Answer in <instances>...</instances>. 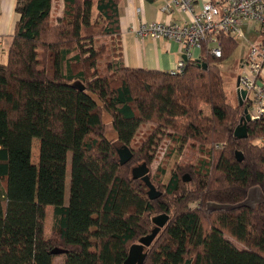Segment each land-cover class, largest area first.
Here are the masks:
<instances>
[{"label":"trees","instance_id":"1","mask_svg":"<svg viewBox=\"0 0 264 264\" xmlns=\"http://www.w3.org/2000/svg\"><path fill=\"white\" fill-rule=\"evenodd\" d=\"M53 3L17 0L21 18L8 61L0 63V264H54L58 257L64 264H125L162 214L169 221L145 264H264V205L206 211L209 202L240 203L256 186L264 193V116L249 123L247 138L235 137L247 104H231L221 71L238 41L222 36V58L203 47L206 67L187 60L176 75L128 68L121 56L101 76L94 44L120 37L119 0H63L58 24ZM144 123L153 132L132 150ZM168 131L178 154L193 141L203 156L194 167L177 168L151 201L131 165L149 166ZM126 148L132 157L123 163ZM55 248L67 253L53 255Z\"/></svg>","mask_w":264,"mask_h":264},{"label":"built area","instance_id":"2","mask_svg":"<svg viewBox=\"0 0 264 264\" xmlns=\"http://www.w3.org/2000/svg\"><path fill=\"white\" fill-rule=\"evenodd\" d=\"M162 12L180 18L170 22L155 21L140 26L141 39L150 37L173 39L178 42L187 60H198L203 47L212 57H223L222 36L235 40H247L250 32L259 38L250 45L247 55L240 62L237 90L246 91L245 100L252 120L264 116V0H207L196 9L194 0H164ZM248 32H246V30ZM2 37L0 36V43ZM195 51L199 52L196 56ZM182 59L170 72L181 73L186 66Z\"/></svg>","mask_w":264,"mask_h":264},{"label":"rangeland","instance_id":"3","mask_svg":"<svg viewBox=\"0 0 264 264\" xmlns=\"http://www.w3.org/2000/svg\"><path fill=\"white\" fill-rule=\"evenodd\" d=\"M63 0H54L53 3V15L52 21L53 24H58L57 16L62 12ZM248 32L247 29H245ZM252 34V35H251ZM248 41L246 40H238L239 46L234 50V52L228 56L223 63L221 64V71L223 74L224 86L228 93L229 101L232 105L237 106L238 96H237V82L238 77L241 75L242 69L240 62L247 55V52L252 43H255L259 38L257 33L250 32L247 36ZM95 50L100 52L99 58L97 60V66L99 70V75H109L110 73L107 71L108 64L111 63L115 58H119L123 56L122 43L120 37H98L95 40L94 44ZM124 57V56H123ZM206 107V113L210 114V107ZM241 118V117H240ZM104 121L107 124V132L108 138L111 140L116 139V134L112 130L111 126V117L109 115L104 116ZM154 125L152 123H144L141 125L134 142L130 145L132 150H139L144 140L153 132ZM173 134L172 131H168V135L166 134L163 138L159 140V144L157 145L155 151L153 152V159L150 168V177L152 181H155L156 188L159 191L164 190V186L168 183L170 177L173 172L178 168H189L194 167L198 164L199 159L203 156L201 147L199 144L195 145L193 141L189 142L185 148L178 154V151L175 149V143L172 141L170 137ZM116 144V143H115ZM38 140H34L32 154L35 160L38 158ZM117 145V144H116ZM218 148V146H217ZM138 164H143V161H139L136 164L131 165L132 167H136ZM70 169H71V161L68 164V173H67V183H66V194H65V203L69 202L70 195ZM189 179H191V174H185ZM153 183V182H152ZM148 191V189L146 188ZM146 191V192H147ZM53 208H49L48 214V222H47V237L51 234L52 228V210ZM233 242V241H231ZM234 243V242H233ZM236 247L242 249V246L234 243ZM64 258L58 257L55 260L54 264H63Z\"/></svg>","mask_w":264,"mask_h":264},{"label":"crops","instance_id":"4","mask_svg":"<svg viewBox=\"0 0 264 264\" xmlns=\"http://www.w3.org/2000/svg\"><path fill=\"white\" fill-rule=\"evenodd\" d=\"M206 1L194 0L196 9H200ZM16 3L17 0H0V36L2 37V42L0 43V63L2 64H6L8 61V54L13 42L16 26L21 18L20 14L16 11ZM164 5V0H119L120 39L126 67L169 72L175 69L178 63L185 58L177 41L168 38L154 40L150 37H145L141 39L137 34V30L143 24L155 21L170 22L180 18V15L177 13L172 16L163 13L162 8ZM63 11L64 6H62V12L60 15L58 14L57 19L63 16ZM195 54L199 56L198 51H195ZM205 106H202V109L205 115L208 116L211 114V109L210 114H207ZM49 208L53 207L47 208L46 237ZM52 210L54 212V208Z\"/></svg>","mask_w":264,"mask_h":264},{"label":"water","instance_id":"5","mask_svg":"<svg viewBox=\"0 0 264 264\" xmlns=\"http://www.w3.org/2000/svg\"><path fill=\"white\" fill-rule=\"evenodd\" d=\"M187 61V58H184ZM200 66L205 65L202 64L200 59L196 60ZM237 86H239V79L237 82ZM75 87L79 88L80 90H84V87L78 84H75ZM238 101L241 107L244 106L245 100L247 97L246 91L237 90ZM252 118L249 114L248 107L244 108V113L240 118V122L238 127L235 130V137L237 139H244L248 137V125L251 123ZM125 157L122 156L123 163L127 162V160L131 159L132 155L130 151L126 148L124 150ZM132 176L133 179L139 180L141 179L143 183L146 185L148 191L147 196L151 201L158 200L161 198L163 193L159 191L156 186L152 183L150 177V168L146 163L140 164L132 169ZM185 181H190L189 177H185ZM264 205V193L259 186L253 187L249 190L246 199L237 204H221L216 202H209L206 207V211L209 214L213 213H222V212H232L235 210L247 208L251 210H255L258 206ZM168 214H162L153 219V223L155 227L153 228L151 234L141 238L138 243L133 244L130 247L128 257L125 261V264H145L147 256H148V249L153 244L155 239L157 238L160 231L166 226L169 221ZM67 251L60 248H55L51 251V254L59 256L66 254Z\"/></svg>","mask_w":264,"mask_h":264}]
</instances>
